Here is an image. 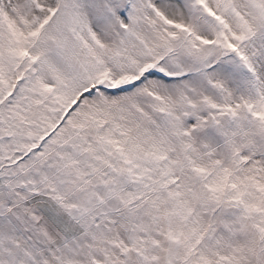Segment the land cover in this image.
<instances>
[{
    "label": "snow or ice",
    "instance_id": "1",
    "mask_svg": "<svg viewBox=\"0 0 264 264\" xmlns=\"http://www.w3.org/2000/svg\"><path fill=\"white\" fill-rule=\"evenodd\" d=\"M0 264H264V0H0Z\"/></svg>",
    "mask_w": 264,
    "mask_h": 264
}]
</instances>
